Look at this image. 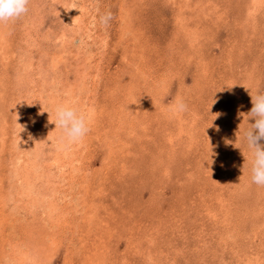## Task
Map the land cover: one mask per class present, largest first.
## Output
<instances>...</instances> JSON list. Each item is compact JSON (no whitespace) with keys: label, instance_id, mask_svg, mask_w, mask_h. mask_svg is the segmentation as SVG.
<instances>
[{"label":"rangeland","instance_id":"1","mask_svg":"<svg viewBox=\"0 0 264 264\" xmlns=\"http://www.w3.org/2000/svg\"><path fill=\"white\" fill-rule=\"evenodd\" d=\"M62 1L0 25V264H264L242 142L264 0H80L79 28ZM60 103L89 117L81 142Z\"/></svg>","mask_w":264,"mask_h":264},{"label":"clouds","instance_id":"2","mask_svg":"<svg viewBox=\"0 0 264 264\" xmlns=\"http://www.w3.org/2000/svg\"><path fill=\"white\" fill-rule=\"evenodd\" d=\"M30 2L31 0H0V25L25 17L29 12ZM112 19L110 11L100 14L97 9L96 23L101 28L106 29ZM251 103L252 107L246 116L248 121L251 119L253 122H248L249 127L243 130L242 142L250 153V183L264 188V144L261 143L264 141V92L251 95ZM168 110L173 114H180L187 111V104L178 97ZM52 123L59 130L61 142L66 145L81 142L90 131L89 117L72 104L56 105ZM205 161L208 162L207 159Z\"/></svg>","mask_w":264,"mask_h":264},{"label":"bare ground","instance_id":"3","mask_svg":"<svg viewBox=\"0 0 264 264\" xmlns=\"http://www.w3.org/2000/svg\"><path fill=\"white\" fill-rule=\"evenodd\" d=\"M63 2V1H62ZM64 3V5H65V7H67L68 6V15H69V17H70V19H68V20H70V21H72L73 22V26H75V28L76 27H78L79 25H81V23L80 22H82V18H81V12L82 11H86V9H88V8H86V6L85 5H79L80 3H82V2H80V0H69V2H63ZM63 5V4H62ZM80 7H79V6ZM86 5H87V3H86ZM167 5V4H166ZM172 5V4H171ZM120 8V7H119ZM90 9V8H89ZM78 10H80V12L78 11ZM90 11V10H89ZM132 13V12H131ZM253 13V12H252ZM36 14V13H35ZM85 14V13H84ZM181 14V13H180ZM133 16V15H132ZM68 17V18H69ZM123 17V16H122ZM260 17V16H259ZM258 17V18H259ZM94 19V18H93ZM121 21V20H120ZM80 23V24H79ZM251 23V22H250ZM83 24V23H82ZM72 25V24H71ZM255 25V24H254ZM259 25V24H258ZM262 25V24H261ZM42 26V25H41ZM85 26V25H84ZM82 27V26H81ZM80 27V28H81ZM71 28V27H70ZM79 28V27H78ZM83 28V27H82ZM122 28V27H121ZM194 28V27H193ZM74 29V28H73ZM84 29V28H83ZM120 29V28H119ZM75 30V29H74ZM89 30V29H88ZM258 30V29H257ZM81 31V30H80ZM124 31V30H123ZM133 32V31H132ZM207 32V31H206ZM123 33V32H122ZM177 33V32H176ZM124 34V33H123ZM62 36V35H61ZM62 38H63V36H62ZM83 38V37H82ZM109 38V37H108ZM99 41V40H98ZM194 42V41H193ZM87 43V42H86ZM102 45V44H101ZM2 49V48H1ZM14 50V49H13ZM178 50V49H177ZM247 50V49H246ZM136 55V54H135ZM93 56V55H92ZM64 59V58H63ZM143 60V59H142ZM128 62V61H127ZM20 63V62H19ZM127 64V63H126ZM133 65V64H132ZM139 66H141V65H139ZM127 67V66H126ZM140 69V68H139ZM143 69V68H142ZM144 70V69H143ZM145 71V70H144ZM131 72V71H130ZM121 73V72H120ZM161 74V73H160ZM135 75V74H134ZM146 77V76H145ZM155 77V76H154ZM165 77V76H164ZM123 78V77H122ZM147 78H145V80H146ZM165 79V78H164ZM134 80V79H133ZM144 80V79H143ZM144 80V81H145ZM149 80V79H148ZM135 81V80H134ZM147 81V80H146ZM159 81H161V80H159ZM158 81V82H159ZM126 82V81H125ZM138 82V81H137ZM130 84V83H129ZM160 85V84H159ZM17 86V85H16ZM152 87V86H151ZM127 90V89H126ZM132 91V90H131ZM158 91V90H157ZM122 92V91H121ZM129 92V91H128ZM42 93V92H41ZM59 93V92H58ZM130 93V92H129ZM61 97H63V96H61ZM66 98H67V96H65ZM93 97V96H92ZM64 98V97H63ZM84 102V101H83ZM48 121V120H47ZM108 136V135H107ZM120 137V136H119ZM118 140V139H117ZM110 141V140H109ZM111 142V141H110ZM109 143V142H108ZM62 150V149H61ZM114 152V151H113ZM73 155V154H72ZM114 156V155H113ZM106 158V157H105ZM78 160V159H77ZM107 160V159H106ZM62 161V160H61ZM63 163V162H62ZM114 166V165H113ZM68 167V166H67ZM72 168V167H71ZM72 169H74V168H72ZM112 172V171H111ZM72 174V173H71ZM84 175V174H83ZM82 177V176H81ZM95 177V176H94ZM112 178H113V176H112ZM83 179V178H82ZM86 179V178H85ZM110 179V178H109ZM88 181V180H87ZM104 182V181H103ZM107 183V182H106ZM30 188V187H29ZM29 188H28V191H29ZM92 188V187H91ZM38 190V189H37ZM26 191V190H25ZM34 191V190H33ZM87 191V190H86ZM40 193V192H39ZM25 194V193H24ZM35 195V194H34ZM36 199V198H35ZM102 200V199H101ZM31 201V200H30ZM104 201V200H103ZM19 202V201H18ZM89 212V211H88ZM53 213V212H52ZM90 215V214H89ZM69 216V215H68ZM66 218V217H65ZM21 244V243H20ZM49 246V245H48ZM260 250V249H259ZM26 252H28V251H26ZM262 254V253H261ZM27 257V259H29V257H28V255L27 254H25ZM31 255V254H30ZM51 255V254H50ZM22 256H23V254H22ZM14 259H16V258H18L17 256L16 257H13ZM23 258H24V256H23ZM48 258V256L45 258V259H47ZM251 258V257H250ZM261 258V257H260ZM43 259V258H42ZM13 260V259H12ZM19 260V259H18ZM21 260V259H20ZM14 262H16L17 263V259H16V261H14ZM19 263H20V261H18ZM260 262V261H259ZM27 263H29V261L27 262ZM21 264V263H20ZM31 264V263H30Z\"/></svg>","mask_w":264,"mask_h":264}]
</instances>
